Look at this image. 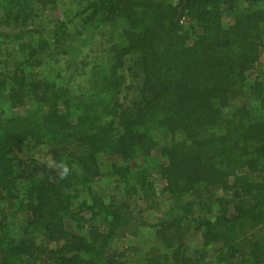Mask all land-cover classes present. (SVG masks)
<instances>
[{
  "label": "trees",
  "instance_id": "16d2710c",
  "mask_svg": "<svg viewBox=\"0 0 264 264\" xmlns=\"http://www.w3.org/2000/svg\"><path fill=\"white\" fill-rule=\"evenodd\" d=\"M69 2L0 0V264H264V0Z\"/></svg>",
  "mask_w": 264,
  "mask_h": 264
},
{
  "label": "rangeland",
  "instance_id": "374dc122",
  "mask_svg": "<svg viewBox=\"0 0 264 264\" xmlns=\"http://www.w3.org/2000/svg\"><path fill=\"white\" fill-rule=\"evenodd\" d=\"M62 1H64L65 5H70V2H69L70 0H62ZM228 21H230V19L224 18V20H223L224 23H227ZM109 29L110 28L103 27L102 29H98L97 30L98 32L96 31L97 33H93L92 38L96 41V42L92 43L93 47H99V48L101 47V45L98 42L101 43L102 41H104V37H108V35H106V33H107V31ZM101 37H103V38H101ZM104 43H106V42L104 41ZM260 50H261V52H260L259 60L257 61L254 69L249 71V73H250L249 78H253L256 75L258 77H260V75H261V67H262L263 62H264V44L260 47ZM95 52L93 54L96 55ZM33 150H34V153H36L37 155H41L40 156L41 158L47 159L48 162L52 164V160L50 159L49 154H46L43 149L36 148V149H33ZM106 181H108V182H105L106 183L105 186L101 187V185L97 183L96 184L97 187L96 186L95 187L97 189L99 188V190L101 189V190H104V191H108L109 189H111V186L113 185V183H111V180L110 181L106 180ZM112 182H114V181H112ZM171 204H172V202H169L168 200H164L163 202H160L161 207H163L165 209H167V207L171 206ZM173 204H175V203H173ZM150 207L151 206H146V205L141 204V203L138 204L137 206H133V208L135 209L136 215L140 216L142 219H144L146 221L156 222L157 219H160L163 216V214H161V212L158 211V209L156 207H152L153 209H150ZM144 234H145V236L148 235V234H146V232ZM146 241H151V240H146ZM126 242H127V240L124 239V240L117 241L114 245L115 246H119V247H123L126 244ZM150 244H152V243H150ZM46 245L49 248L50 247L54 248L56 245H58V243H55L54 241H51V242H48ZM149 247H150V245L147 246V248H149ZM142 252H145V249H143ZM137 255H140L139 251H138ZM134 263L144 264V263H142V261L140 259H138V257L135 259V262H132L131 264H134ZM45 264H52V262H49V260H47V262H45Z\"/></svg>",
  "mask_w": 264,
  "mask_h": 264
}]
</instances>
